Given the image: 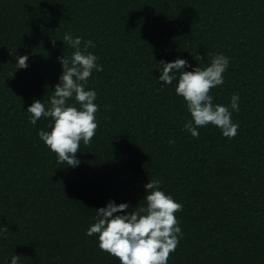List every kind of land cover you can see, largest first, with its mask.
I'll return each instance as SVG.
<instances>
[{
  "label": "trees",
  "instance_id": "obj_1",
  "mask_svg": "<svg viewBox=\"0 0 264 264\" xmlns=\"http://www.w3.org/2000/svg\"><path fill=\"white\" fill-rule=\"evenodd\" d=\"M66 33L83 37L81 49L92 40L103 65L86 85L98 128L76 168L40 140L49 120L32 125L26 111L50 102L60 58L75 51ZM218 53L230 64L210 94L223 105L239 94L238 134L210 124L194 138L159 62L203 69ZM23 55L29 66L17 70ZM153 179L183 205L168 264H264V0H0V264L13 254L18 264H120L86 230L109 199L146 206Z\"/></svg>",
  "mask_w": 264,
  "mask_h": 264
},
{
  "label": "clouds",
  "instance_id": "obj_2",
  "mask_svg": "<svg viewBox=\"0 0 264 264\" xmlns=\"http://www.w3.org/2000/svg\"><path fill=\"white\" fill-rule=\"evenodd\" d=\"M64 42L75 51L71 59L64 55L60 58L62 75L50 102L34 100L26 111L30 113L32 125L42 117L49 120L50 130L38 132L40 140L56 154L59 163L76 168L81 163L76 155L81 142L89 145L98 128L97 92L86 85L94 71H103V65L98 63L97 55L87 51V48L95 47L92 40H88L81 49L83 37L66 33ZM28 59L27 55L17 56V70L27 69ZM200 59L203 60L202 57ZM229 64V57L222 53L215 54L203 69L193 67L187 59L179 57L171 62H159L161 87L177 81L175 94L183 98L191 116L185 121L184 130L194 138H199L200 128L210 124L219 128L226 138L232 139L238 134L239 123L234 122L232 116L240 111L239 94L232 95L229 105L215 104L210 94L212 89L225 83L224 74ZM73 98L75 104L70 105L68 102ZM168 143L174 144L175 141L169 139ZM161 184V180L153 179L144 185L146 206L136 211H129L127 202L117 204L109 199L104 207L95 210V222L86 230V235H96L99 248L118 258L120 264H168L170 254L175 252L183 237L176 215L183 210V205L166 193ZM4 230L0 228V231ZM19 259L13 254L9 264H18Z\"/></svg>",
  "mask_w": 264,
  "mask_h": 264
}]
</instances>
